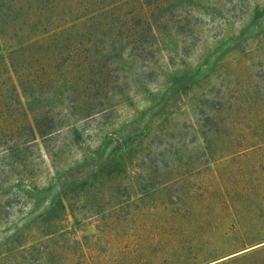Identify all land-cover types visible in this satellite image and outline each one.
<instances>
[{
  "label": "rangeland",
  "instance_id": "obj_1",
  "mask_svg": "<svg viewBox=\"0 0 264 264\" xmlns=\"http://www.w3.org/2000/svg\"><path fill=\"white\" fill-rule=\"evenodd\" d=\"M13 1L23 14L42 5ZM97 1L90 12H129L124 0ZM174 3L143 43L148 56L133 60L120 47L110 106L86 118L64 106V127L46 146L38 138L17 154L0 150L1 255L16 246L6 239L38 238L33 254L91 253L119 264L264 257V157L246 153L264 139V0ZM7 83L0 78V103L11 111L27 99L58 120L57 96L19 98Z\"/></svg>",
  "mask_w": 264,
  "mask_h": 264
},
{
  "label": "trees",
  "instance_id": "obj_2",
  "mask_svg": "<svg viewBox=\"0 0 264 264\" xmlns=\"http://www.w3.org/2000/svg\"><path fill=\"white\" fill-rule=\"evenodd\" d=\"M148 1L124 0L120 8H128L127 13H115V10L93 13L89 11L93 0H42L37 12H29L32 7L29 3L23 14L13 8L16 1L0 0V78L9 82L5 88L7 93H15L19 98L29 93H49L57 96L61 104L55 121L48 111L25 98L26 101H19L17 109L13 110L15 124L8 126L3 118H10L11 109L1 101L2 154H17L28 142L38 138L46 146L51 134L64 127V106L80 118L110 106L106 95L115 93L119 87V62L123 52L120 47L128 48L133 60L148 56L143 43L157 31L158 14L181 0ZM2 48L7 50L6 55L1 53ZM12 134L27 137L12 144L1 141L2 137ZM257 141L246 153L264 157V139ZM63 194L58 203L64 207V199L68 202L69 199ZM256 232L259 234L261 229ZM12 243L16 246H11L6 255L0 254V264H119L115 258L105 259L91 253H60L52 257L42 252L33 254L44 243L38 238L4 241L6 245ZM257 253L259 249L231 260L238 261ZM250 264H264V257Z\"/></svg>",
  "mask_w": 264,
  "mask_h": 264
}]
</instances>
